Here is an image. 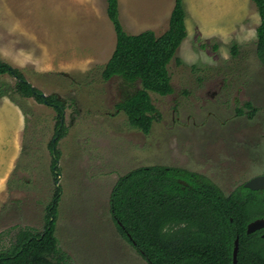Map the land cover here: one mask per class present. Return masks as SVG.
Wrapping results in <instances>:
<instances>
[{"label": "rangeland", "instance_id": "1", "mask_svg": "<svg viewBox=\"0 0 264 264\" xmlns=\"http://www.w3.org/2000/svg\"><path fill=\"white\" fill-rule=\"evenodd\" d=\"M146 1L131 0L136 15ZM95 2L97 11L105 12V0ZM247 2L228 0L226 7L219 8L230 25L224 41L192 38L197 56L179 58L180 65L170 63L173 93L165 97L150 93L159 116L147 135L132 128L125 114L116 110L133 88L118 77L102 80L106 56L100 52L109 53L115 40L103 14L88 22L84 16L81 27L19 28L20 34L56 40L66 34L68 38L66 49L54 48L46 55L37 47L43 43L36 42L35 48L33 43L18 41L30 49L31 58L51 64L52 71L46 74L34 72L31 65L20 69L26 82L45 96L57 94L65 101L63 137L54 148L60 176L56 185L49 146L57 130V113L22 96L14 77L0 75V99L16 105L25 120L16 168L0 194V250L12 244L21 229L38 234L44 230L47 208L58 186L61 199L54 235L67 264H146L120 236L110 216V193L120 177L141 167H177L206 177L228 196L264 175V66L255 54L260 18L255 5ZM43 9V0L20 1V15L28 24L44 22L32 17ZM1 18L5 17L0 4ZM119 18L129 35L145 28L141 18L129 14L126 19L120 12ZM158 24L156 37L166 22ZM11 29L0 26V48L10 45ZM74 34L81 35L80 41L69 42ZM45 44L49 43L43 48ZM233 47L236 55L231 53ZM0 59L8 62L1 55ZM17 124L13 112L0 111V144L9 143ZM8 146H4L3 164L10 157Z\"/></svg>", "mask_w": 264, "mask_h": 264}, {"label": "trees", "instance_id": "2", "mask_svg": "<svg viewBox=\"0 0 264 264\" xmlns=\"http://www.w3.org/2000/svg\"><path fill=\"white\" fill-rule=\"evenodd\" d=\"M260 24L256 28V58L264 66V0H250ZM105 14L112 24L116 45L103 66L101 77L121 79L133 88L116 110L128 124L150 133L159 113L150 93L165 97L173 93L169 65H180L177 50L187 36L183 0H175L168 28L156 37L147 30L129 35L119 18L118 0H105ZM233 47L231 53L236 55ZM17 80V91L50 107L63 121L65 101L57 94L43 95L26 82L20 69L0 59V75ZM246 107L250 108L249 104ZM254 110L250 112V115ZM63 137V127L50 150L55 182L60 174L59 155L54 151ZM61 188L55 187L47 208L44 230L21 229L7 248L0 250V264H67L68 257L57 246L54 235ZM257 208H262L257 211ZM109 212L120 236L146 264H233L232 251L238 238L237 264H264V239L260 232L246 234V226L264 218V192L239 186L228 196L206 177L177 167L150 166L134 169L120 177L109 197Z\"/></svg>", "mask_w": 264, "mask_h": 264}, {"label": "crops", "instance_id": "3", "mask_svg": "<svg viewBox=\"0 0 264 264\" xmlns=\"http://www.w3.org/2000/svg\"><path fill=\"white\" fill-rule=\"evenodd\" d=\"M18 1L19 2L16 4L15 0H0L1 13L5 17L3 18V20L1 18L2 21H0V26L13 28L10 32V45L0 48V55L18 69H23L28 65H31L34 72L38 74H46L51 72V64L48 61L46 63H41L36 59V57L31 58L30 49L26 48L23 45H20L18 41H22V43L24 44L33 43V47L35 48V45H37L36 42L41 44L49 43L45 44L46 48H43V44H40L42 47L37 45V47L42 49L44 55H46V52L49 53L54 48L66 49L68 38L66 34H62V36H60L58 40H56L55 38L52 39L51 36L45 38L37 37L31 32L20 34V27H81L84 24V16H87L85 20H87L88 22L90 18H92L93 21L96 14L98 16L103 14L101 16L102 19L106 23L107 21H109L105 12L101 13L99 9L97 11L95 7V0H43V11L40 14L33 15L32 17L44 22L28 24V20L22 18L19 12L20 1L23 0ZM118 2L120 17L123 13L124 18L126 19L129 18V14L132 19L141 18L142 23L140 25L142 28L145 27L144 29H142L143 31L141 30L140 32H136L132 35H137L147 30L153 31L155 33L159 28L158 23L162 21L166 22V26L163 32L160 33L159 36H161L168 28V21L174 7L175 0H147L142 4L141 8H138L137 15L135 14L136 10L132 6H130L131 0H118ZM227 2L228 0H183L185 10L184 24L187 36L177 50L176 56L178 58L183 59V57H185L191 59L197 56L196 52L198 50L195 51L194 48H192L190 45V39L192 38L194 39V41H197L198 39H216L218 42L224 41L226 39L227 34L229 35L231 33L227 32L228 26L230 25H228V23L226 22V18H224L225 16L223 14H220L218 11L221 6L226 7ZM235 2H237V0H235ZM247 3H250V0H248ZM144 17L150 18L152 20L159 19V22H148L147 19H143ZM108 23H110V21ZM110 25L112 27L111 23ZM138 27L139 26H137V28ZM113 35L115 36L114 30ZM155 35H157V33H155ZM13 36H16V38H14ZM71 36L73 37L69 36V42H78L81 39V35L74 34ZM52 43H55V46ZM115 45L116 37L115 40L113 37L111 44L112 48L110 49L109 53L100 52L102 56H106V61L104 64H106L111 58L115 49ZM3 52L5 54H3ZM2 110L6 112H13L18 124L15 126L14 135H11V138H9V143L3 144L2 142V144H0V194H3V191H5L7 187L6 183L8 181V177L16 168L19 153L22 149L21 146L23 141V129L25 125L24 117L22 116L19 108L12 102H9L5 99H0V111ZM7 145L9 146L7 147L6 153H10V157L3 164L2 156L4 154V146Z\"/></svg>", "mask_w": 264, "mask_h": 264}, {"label": "water", "instance_id": "4", "mask_svg": "<svg viewBox=\"0 0 264 264\" xmlns=\"http://www.w3.org/2000/svg\"><path fill=\"white\" fill-rule=\"evenodd\" d=\"M60 128H61V125L57 128L55 138L52 143H54L55 139L58 137V132ZM53 154L54 153L52 152V156ZM56 185H58V181H56ZM243 187L251 191H263L264 192V175L256 176L250 179L249 181L243 184ZM261 229H264V218H258L250 222L246 226V234H252ZM262 238L264 239V234L262 235ZM238 247H239L238 238H236L234 241V246H233V251H232L233 264H237Z\"/></svg>", "mask_w": 264, "mask_h": 264}, {"label": "flooded vegetation", "instance_id": "5", "mask_svg": "<svg viewBox=\"0 0 264 264\" xmlns=\"http://www.w3.org/2000/svg\"><path fill=\"white\" fill-rule=\"evenodd\" d=\"M256 232H260V237L262 238V235L264 234V229H261L259 231H256ZM263 239V238H262Z\"/></svg>", "mask_w": 264, "mask_h": 264}]
</instances>
